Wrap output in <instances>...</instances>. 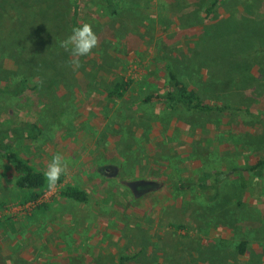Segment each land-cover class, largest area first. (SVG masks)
<instances>
[{
    "label": "rangeland",
    "instance_id": "1",
    "mask_svg": "<svg viewBox=\"0 0 264 264\" xmlns=\"http://www.w3.org/2000/svg\"><path fill=\"white\" fill-rule=\"evenodd\" d=\"M71 1L0 0V120L34 170L57 152L68 165L33 206L0 159V264H264V0H218L206 20L211 0H119L114 15L81 0L99 43L78 70L59 46ZM167 68L233 110L170 106Z\"/></svg>",
    "mask_w": 264,
    "mask_h": 264
},
{
    "label": "trees",
    "instance_id": "2",
    "mask_svg": "<svg viewBox=\"0 0 264 264\" xmlns=\"http://www.w3.org/2000/svg\"><path fill=\"white\" fill-rule=\"evenodd\" d=\"M81 0H72L69 6L68 18L66 23L69 29H72L74 26H79L80 21L83 19V16H80V12L86 9L85 5H81ZM91 1V0H90ZM110 15L115 14V4L119 0H102ZM218 0H211L208 5L202 10V19L206 20L212 14L213 8L217 4ZM113 3V4H112ZM87 10V9H86ZM167 90L162 95V99L168 101L170 106H181L191 111H198L203 113H216L223 114L227 113L229 110H233L228 105H222L216 102H207L201 100L195 91L191 88H188L185 83L177 78V76L167 68ZM20 91L25 89L24 83L21 81L18 83ZM127 83L119 81L113 84L111 90L107 93L108 99H118L122 93L126 90ZM30 88V87H29ZM34 89V87L32 88ZM6 91L9 96L15 95L17 92ZM5 93V91H4ZM160 97L156 94H151L146 96L142 101L147 103L149 100H157ZM19 128L11 126L9 122L0 120V159L8 161L12 171L17 175L14 180V185L20 190L29 191L28 199L30 201L35 200L41 191L45 187V178L43 175L34 170L25 160L20 159L16 153H14L13 145L15 138L19 136ZM22 133L24 131H21ZM18 133V134H17ZM26 134V133H24ZM16 136V137H15ZM262 162H257L256 165L251 166L249 170L257 168ZM61 182V178L58 183ZM57 183V184H58ZM212 190V194L206 195L209 199H212L215 196L214 187L209 188ZM60 196L64 199L70 200L76 203H84L86 201V193L83 190L77 189L75 187L65 186L60 192ZM244 242H240L237 246L238 254L243 253ZM128 257L120 256L118 257L116 264H122L126 261Z\"/></svg>",
    "mask_w": 264,
    "mask_h": 264
},
{
    "label": "clouds",
    "instance_id": "3",
    "mask_svg": "<svg viewBox=\"0 0 264 264\" xmlns=\"http://www.w3.org/2000/svg\"><path fill=\"white\" fill-rule=\"evenodd\" d=\"M98 43L99 39L93 31L92 25L83 23L74 26L71 34L66 39L61 40L59 46L69 52L71 59L68 63L74 70H78L81 67L80 58L89 56L92 50L98 46ZM67 167V161L63 154L57 152L52 156L43 173L50 190L55 189L61 175L66 173Z\"/></svg>",
    "mask_w": 264,
    "mask_h": 264
},
{
    "label": "flooded vegetation",
    "instance_id": "4",
    "mask_svg": "<svg viewBox=\"0 0 264 264\" xmlns=\"http://www.w3.org/2000/svg\"><path fill=\"white\" fill-rule=\"evenodd\" d=\"M107 169H104L103 172H107ZM154 186V184L149 183V182H136L133 184H130V187L132 188L134 193L140 192V191H144L146 189H150Z\"/></svg>",
    "mask_w": 264,
    "mask_h": 264
},
{
    "label": "built area",
    "instance_id": "5",
    "mask_svg": "<svg viewBox=\"0 0 264 264\" xmlns=\"http://www.w3.org/2000/svg\"><path fill=\"white\" fill-rule=\"evenodd\" d=\"M39 201V199H38V197L35 199V200H33V201H30L29 203H30V205H37V204H39V203H41V202H38Z\"/></svg>",
    "mask_w": 264,
    "mask_h": 264
}]
</instances>
